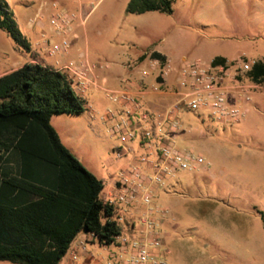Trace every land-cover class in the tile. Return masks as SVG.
I'll list each match as a JSON object with an SVG mask.
<instances>
[{"label":"rangeland","instance_id":"rangeland-1","mask_svg":"<svg viewBox=\"0 0 264 264\" xmlns=\"http://www.w3.org/2000/svg\"><path fill=\"white\" fill-rule=\"evenodd\" d=\"M3 1L28 42H39L43 32L51 43L56 42L48 17L43 21L44 31L27 30L40 3ZM58 1L74 12L77 10L76 0ZM85 2L90 12L96 1ZM129 2L102 0L89 15L85 27L76 23L77 32L87 38V44L85 40L81 44L82 51L85 53L88 48L91 62L102 67L98 70L104 77L115 69L128 74V65L152 50L164 54L173 71L183 65V59L187 63H209L217 56L243 57L250 61L264 59L263 0H179L171 15H130L126 13ZM67 39L71 50L73 38ZM41 54L44 56L46 52L41 49ZM29 57V51L17 46L0 30V62H20ZM46 60L49 64L53 62V59ZM80 60L78 55L66 59ZM106 66L111 69H105ZM138 70L152 71V68L146 62ZM72 89L78 96L73 86ZM99 96L102 102H107ZM87 98H81L86 108L84 113L65 117L66 120L54 118L52 124L73 155L104 182L103 197H106L119 172L142 150L134 144L135 154L117 159L116 149L122 144L110 138L102 123L90 119ZM254 103L252 98L251 103L244 104L247 114L239 124L216 123L205 111L182 115L178 147L202 155L211 166L193 174L180 173L170 181L184 197L163 194L152 200L153 219L159 216L157 209L170 208L173 214L169 213V221L171 214L177 220V228L170 229L172 238L166 240V246L160 251L165 264H264V223L258 214L264 212V100L258 105V111ZM13 159L10 157L8 164L18 167ZM140 206L137 217L149 210L143 203ZM252 238L258 245L251 244ZM173 242L172 254L165 256V250ZM68 263L67 255L60 264Z\"/></svg>","mask_w":264,"mask_h":264},{"label":"trees","instance_id":"trees-1","mask_svg":"<svg viewBox=\"0 0 264 264\" xmlns=\"http://www.w3.org/2000/svg\"><path fill=\"white\" fill-rule=\"evenodd\" d=\"M177 1L130 0L126 13L171 15ZM0 30L30 51L3 0ZM150 58L166 62L157 52ZM225 62L218 57L213 65ZM246 78L264 85V59L255 62ZM85 111L67 76L53 68L26 64L0 78V262L60 264L80 234L95 235L103 246L120 235L114 208L103 200L104 182L62 143L52 125L53 117ZM11 151L23 160L20 176L1 170ZM46 174L48 179L43 178ZM50 184L53 188L46 187ZM258 214L264 223V212Z\"/></svg>","mask_w":264,"mask_h":264},{"label":"built area","instance_id":"built-area-1","mask_svg":"<svg viewBox=\"0 0 264 264\" xmlns=\"http://www.w3.org/2000/svg\"><path fill=\"white\" fill-rule=\"evenodd\" d=\"M90 12L102 1L95 0ZM264 1V0H263ZM48 17L53 35L61 38L60 42L46 40L47 55L57 58L68 53L71 43L67 36L77 21L74 13L64 11L58 3L43 4L31 26L42 23ZM43 37L46 39L45 33ZM78 62L71 61L66 65H56L64 73L79 97L83 98L98 84L92 77L94 67L89 64L85 55ZM153 92H160L165 81L173 72L167 61L162 64ZM256 61L243 57L226 61L219 65L202 62L187 63L184 61L178 72L177 87L174 91L176 100L163 112L151 113L143 110L141 104L130 90H113L104 88L103 94L111 104L102 114L100 120L107 126L111 139H117L122 146L116 149L117 159L135 154L132 146L136 144L146 153L133 157L126 168L122 169L113 182L112 189L105 203L114 208L113 221L120 227L128 225L137 230L138 237L120 235L108 248L119 249L110 252L109 258L100 261L93 255L89 259L82 254L87 251L95 235L88 234L79 242L78 249L70 252V264H165L160 257L163 248V235L158 219H153L151 207L153 200L152 187L165 188L180 173L193 174L208 170L211 166L206 159L193 151L178 147L179 133L182 130V115L185 112L198 114L208 112L210 118L220 124H239L246 117V110L240 105H233L230 94H236L235 100L243 104L252 102V93L263 89V85L247 81V74ZM118 107V108H116ZM92 119L98 115L93 108H88ZM141 201L149 210L147 214L137 217L130 212L135 204ZM158 217H167L168 210L157 209ZM141 225L142 227H139Z\"/></svg>","mask_w":264,"mask_h":264},{"label":"crops","instance_id":"crops-1","mask_svg":"<svg viewBox=\"0 0 264 264\" xmlns=\"http://www.w3.org/2000/svg\"><path fill=\"white\" fill-rule=\"evenodd\" d=\"M77 2V10L74 12L73 10H70L69 8H67V6L63 5V3H61V1L58 0H36L37 5H39V3L42 5L44 2V4L51 5V3H58L60 8L63 7L65 9H67V12H71L76 14L77 16V21L82 27H85L86 21L89 17V15L91 14V12H87V5L85 0H76ZM73 11V12H72ZM77 12V13H76ZM75 25L73 26L72 31L70 32V34L67 36L68 37H72L73 38V42L74 44L72 45L71 50L68 51V53L66 55H64L61 59L59 58H50L47 55V48H46V40L48 39V35H46V39L43 37V34L45 32H43L41 34V40L39 42L36 43H31V41H29L30 43V57L24 59L23 61L20 62H16V61H2L0 62V78L4 77L20 68H22L24 65L26 64H34V65H41L43 67H50L53 68L55 70H59V67L56 65V63L58 62L60 64V66L66 65L67 63L71 62V61H66V59H68L69 57H74L76 55H78V57H80L81 55H85L87 61L89 62V64H91L94 67V70L92 72V77L93 79L96 80L97 84H98V88H93L91 89L86 96H88L87 98V106H89V108H93L98 115L95 117V119H92L90 116V119L93 120H98V123H102L103 127L107 126L100 120V114H102L107 108L111 107V104L108 102H102L100 100V96L102 95V97L105 98L104 94H103V89L104 88H108V86H110L108 89H113V90H121V89H128L130 90L131 94L137 98V100L139 101V103L141 104L143 110L147 111V112H151V113H156V112H163L165 111L175 100L176 97L174 95V91L177 87V80H178V72L180 70V68L182 67H178L177 69H175L171 75L169 76V78L165 81L164 86L162 87V90L160 92H153L151 90V88L153 86H155L157 84V82L161 81L160 79H158L159 73H160V69L161 67L159 66V63L153 59L150 58V55L153 52H157L159 54H161L162 56H164L166 58L167 63H169V59L162 53H160L159 51H148L146 53L141 54L137 60L134 61L133 65H128V74H123L121 72V70H112L110 72L109 76L104 77L103 74L101 75L99 72V68L102 69V67L100 66L98 68V66H96L95 64H93L89 58V54H88V48H86V51L84 53V51H82L81 48V44L83 42V40H85L86 44H87V38L84 39L82 37V35H80L77 30V26ZM43 22L36 25V26H31L28 22L27 24V30L29 32H34V31H42L43 30ZM44 31V30H43ZM53 38L56 39V42H60L61 38H57L53 35ZM52 38V37H51ZM41 49H43L44 52H46V55L43 56V54H41ZM43 57H45L46 59H53L52 64H49L47 62L46 59H43ZM221 57L226 59V61H233L235 59H229L227 57H222V56H217L214 57L209 63H205V64H211L213 63L214 59ZM237 59V58H236ZM66 61V63H64L63 61ZM185 61V59H183V62ZM149 62L152 71H146L143 70L141 71H136L137 69H139L144 63ZM105 69L110 70L111 68L109 66H106ZM75 94V93H74ZM76 95V94H75ZM252 98L253 101H255V109L258 111V105L261 104L264 100V85H263V89L258 90L256 92H253L252 94ZM236 94L234 92H232L230 94V101L231 104L233 105H240L243 108H245V105L238 101L235 100ZM106 99V98H105ZM118 108V107H116ZM255 110V111H256ZM90 114V113H89ZM65 117H70L68 115H63V116H56L53 117L52 121L54 120V118H59L60 120H66L67 118ZM53 123V122H52ZM53 125V124H52ZM56 128V127H55ZM59 135H60V139L62 141V143L73 153L72 149L67 145L65 139L63 138V136L61 135L60 131L57 129ZM142 150V149H141ZM146 153L145 150H142L140 154H144ZM13 156V160L17 162L18 167L16 166L11 167L8 163H9V159L10 157ZM134 157V156H133ZM133 157L131 158L130 161H132ZM129 161V162H130ZM23 169H24V165H23V160L21 158V156L15 152V151H11L10 153H8L5 157V161L1 167V170L3 172H7L9 174L15 175V176H20L23 173ZM178 176V175H177ZM176 176V177H177ZM175 177V178H176ZM45 179L49 178V174L44 175ZM36 183L38 184H43V182H39L37 180H35ZM45 182V181H44ZM171 183V182H169ZM168 186H166L165 188H161V187H157L154 186L152 187V195H153V199H155V196H160V195H166V196H174V197H184L183 194L178 193L177 188L175 185L173 184H169ZM170 185V186H169ZM113 186V184H112ZM47 188H53V184L50 185H46ZM112 189V187H111ZM110 189V190H111ZM140 204H142L141 201H138L135 206H133V208L131 209V213L132 215H136L139 214L140 212ZM166 210L170 212H172V210L170 208H167ZM173 214V212H172ZM172 216V220L171 222L169 221L171 218L167 217H157V219L159 220L160 224H161V232L163 235V238L165 239V241L163 240L164 245L166 246V240H169L172 238L171 233H170V229L172 228L173 230H175L177 228L176 223L177 220L175 219V217ZM121 229V234L122 235H128L132 238H136L139 236V234L137 233V230L132 229L130 226L128 225H122L120 226ZM87 236L85 234H80L76 240L73 242L71 249L68 253V256L70 255V252L73 250H77L78 249V244L80 241H82L83 239H85ZM257 240V239H256ZM254 239L252 238L251 244L255 243L253 242ZM247 243L250 242V240L248 239L246 241ZM174 242L172 244L169 243L167 249L164 252L165 256H170L172 254V249H171V245H173ZM256 245H258V242H256ZM120 252L119 249H115V248H106L103 245L100 244V242L96 239L92 242H90V244H88L87 246V251L85 253L82 254L83 258L89 259L91 255H93L96 259L100 260V261H104L106 259L109 258V253L110 252ZM12 264V263H11ZM70 264V260L69 263Z\"/></svg>","mask_w":264,"mask_h":264}]
</instances>
